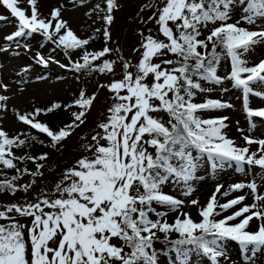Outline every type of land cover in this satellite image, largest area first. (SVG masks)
<instances>
[{
    "label": "snow or ice",
    "instance_id": "1",
    "mask_svg": "<svg viewBox=\"0 0 264 264\" xmlns=\"http://www.w3.org/2000/svg\"><path fill=\"white\" fill-rule=\"evenodd\" d=\"M27 2L31 6L30 16L18 6V0H0V5L18 21V30L7 36V40L39 32L66 51L82 49L89 43L88 39L77 37L67 22L60 19L59 9H53L51 19L45 20L39 17L37 0ZM236 2L162 0L157 12L149 19L155 18L159 32L166 40H158L151 35L145 37L141 58L134 66L136 71H128L132 66L124 63L123 78L101 86L113 94L114 102L107 110L106 120L98 125L102 132L92 136V143L82 145L84 151L91 152V156L81 157L73 167L64 171L55 185V198L42 193L36 203L14 204L6 211H0V219L9 221L0 224V264H156L155 252L148 250L158 238L157 232L164 233L166 237L171 232L178 233L180 238L173 241L175 245L195 246L210 257L212 264H218L217 258L225 255L220 244L223 240L238 242L245 259H250L249 252L251 257H255L264 249V205L260 203L264 201V195L258 194L255 182L230 185L222 193L228 196L232 191L248 187L254 202L221 219L216 217L245 200V196H238L219 203L217 193L223 185H217L207 204L199 207L198 214L202 217L199 222L188 213L180 212L173 223H168L163 219L167 213L152 207L155 202L170 211L180 210L183 201L163 193L161 186L172 176L186 184L193 179L198 165L192 149L206 154L214 169L235 162L238 167L247 164L264 170V139L243 137L246 145L259 146L252 152L247 146H238L223 133L222 129L227 126L224 123L226 117L202 118L198 115L202 111L231 105L213 99L193 102L196 91H210L202 87L200 80L221 83L224 79L217 74L216 65L221 55L217 48L223 49L230 58L231 71L227 78L242 89L245 106L250 94L264 97V92L255 91L252 87L254 84L264 85V60L248 66V61L242 58L254 45L264 42V30L249 31L239 27V21L229 23L230 6ZM239 3L243 5L245 0H239ZM106 5L103 19L110 24L113 19L111 13L117 4L115 0H106ZM243 11L248 13L243 18L249 24L254 23L255 16H264V0H247ZM6 19L0 15V21ZM209 24L213 25L209 34L200 39V29L207 28ZM104 35L109 37L107 29ZM111 51L108 47L99 52L84 51L83 63L72 62L73 67L77 71L87 68L102 73L112 72L113 61L105 60L95 67L92 64ZM168 53L177 59L153 63L155 57ZM36 60L47 66L48 61L39 53ZM150 76L152 79L148 82ZM3 87L6 90L7 86ZM7 99V96L0 95V101ZM94 100L95 94L88 97L82 91L72 105L66 106L75 105L80 111L73 113L71 124L58 131L36 119L41 109L27 115L18 114L17 118L32 129L45 133L55 145L84 123L83 118ZM4 107L0 104V108ZM59 107L60 104H53L46 111ZM161 112L167 113V121L153 115ZM248 115L264 118V109H248ZM24 144L25 140L10 138L0 128V165L14 169L17 168L14 163L17 159H47V154L38 158L16 157L11 149ZM42 167L37 164L38 170ZM23 171L28 172L27 169ZM30 174L35 176L38 172ZM16 179L13 177L0 182V190L14 193L17 186L13 181ZM30 187L31 184L24 185L23 190L27 192ZM191 191L189 187L185 195ZM191 204L199 205V201L192 200ZM13 211L19 216L32 217L31 224H21L15 216L7 214ZM149 213H155L159 218L150 219ZM238 218V222L231 223ZM253 219L259 223L255 231H249ZM114 238L122 241L123 246L112 243ZM125 247L129 251L126 252Z\"/></svg>",
    "mask_w": 264,
    "mask_h": 264
},
{
    "label": "rangeland",
    "instance_id": "2",
    "mask_svg": "<svg viewBox=\"0 0 264 264\" xmlns=\"http://www.w3.org/2000/svg\"><path fill=\"white\" fill-rule=\"evenodd\" d=\"M161 3L162 0H116L117 7L112 11V22L106 24L105 20L95 18L88 13L92 0H37L36 7L40 18L49 20L52 10L59 9L60 19L66 21L68 28L80 39L85 38L86 34L96 26H103V31L107 29L109 37L105 39L104 45L112 51L99 60L93 61L92 64L95 67L98 61L100 62L98 65L105 60L113 61V71L103 73L89 71L88 74L71 69L72 62L83 63L82 56L77 49L66 51L39 32L11 41L7 40V36L18 30V21L11 16L8 9L0 5V15L7 17L6 20L0 21V95L8 97L6 101H0V104L5 105L4 108H0V128L9 135L15 129L22 127V122L17 118L18 114H23L26 109L35 107V105L43 106L57 100L74 101L79 98L82 91L88 97L95 94V100L83 118L84 123L75 128L69 137L57 143V147L50 151L47 159L42 161L43 167L33 172H38V174L33 176L28 172V174L17 176V179L13 181L17 186L14 193L8 190L0 191V211H6L8 206L14 204L36 203L42 193H47L49 198H55L54 188L64 171L73 167L81 157L91 156V152L84 151L82 145L92 143V136L97 132H102L98 125L106 120L109 115L107 110L114 102L113 94L107 87L101 86H106L113 80H121L124 75V63L132 66L128 71H136L134 66L141 58L143 51L141 45L145 37L151 35L158 40H166L159 32L155 18L149 19L157 12ZM246 5L247 0L243 5L239 3V0L231 5V19L228 22L239 21L238 26L249 31L264 30V16H255L252 24L243 18L248 15L243 11ZM18 6L24 9L27 15H31V6L27 0H18ZM54 24L55 21H53ZM212 27V24H209L207 28L202 27L200 29L202 35L199 38L205 39ZM53 39L55 40L56 37L54 36ZM209 49H211V44H209ZM217 51L221 53L220 61L216 65L217 74L224 79L221 83L200 80L202 87L210 89V91H196L193 102L202 103L213 99L231 105V107L202 111L198 115L202 118L226 117L224 123L227 126L222 131L227 138L235 141L238 146H247L250 151L255 152L259 146L257 144L246 145L243 137L248 136L255 140L264 139V118L248 115V109H264V97L250 94L248 104L245 106L242 89L236 87L234 81L227 78L231 71L230 58L224 54L223 49L217 48ZM37 53L48 61L47 66L37 62ZM242 58L248 61V66H253L264 60V42L254 45ZM162 59L175 60L177 57L168 53L155 57L153 63H160ZM61 65L65 67H61ZM151 79V76L148 77V82H151ZM4 85L7 86L6 90ZM252 87L255 91L264 92V85L254 84ZM75 110L80 111L77 106ZM153 115L159 116L165 121L169 119L167 113L164 112ZM62 117V112H57L49 117V122L54 123ZM149 150L151 151V149ZM11 151L13 154L17 152L13 148ZM192 153L198 165L194 171L193 179L186 184L183 180L172 176L168 182L161 186L163 193L183 201L180 210L170 211L166 206L152 203V207L156 211L167 213L163 219L168 223H173L180 212L188 213L194 221L199 222L202 217L199 216L198 209L207 204L217 185H223L220 193H217V200L221 204L238 196H245V200L241 204L221 213L216 217L217 219L254 202L253 193L248 187L232 191L228 196L222 195L230 185L237 183L247 185L255 182L258 194L264 195V170L259 166L243 164L238 167L235 162H231L224 168L214 169L206 154L200 153L196 149H192ZM5 180L9 179L0 176V181ZM29 184L31 187L25 192L23 186ZM189 187L192 191L189 195H185ZM192 200H198L199 205L191 204ZM260 203L264 205V201H260ZM45 211H49V209L45 208ZM7 214L15 216L21 224H31L32 217L19 216L15 211ZM149 218L156 220L159 217L155 213H149ZM181 218L183 217L181 216ZM238 220L239 218L231 223L238 222ZM7 223H9L8 220L0 219V224ZM258 223L259 221L253 219L248 230L255 231ZM158 234L159 232H157L159 238ZM25 239H27L26 229ZM112 243L122 246V241L115 238ZM220 244L225 255L217 258L218 264H264V249L258 251L255 257H251L249 252L247 255L250 259H245V254L241 251L238 242L223 240ZM152 247H154L156 264H212L209 256L192 245L177 246L173 244L171 247H165L161 240H156ZM178 248L181 250L180 252H178ZM28 258L30 260V244Z\"/></svg>",
    "mask_w": 264,
    "mask_h": 264
},
{
    "label": "trees",
    "instance_id": "3",
    "mask_svg": "<svg viewBox=\"0 0 264 264\" xmlns=\"http://www.w3.org/2000/svg\"><path fill=\"white\" fill-rule=\"evenodd\" d=\"M116 2V0H115ZM97 5H99V8H97ZM107 11V5L106 0H92V5L90 8H88V13L92 14L95 18L104 20L103 17L105 16ZM112 15V13H111ZM104 27H96L92 28L88 34H86V37L84 39H88L89 43L85 45L82 49H77L80 55H83L84 51L87 52H99L105 48L104 41L106 39L104 35L103 29ZM76 50V49H75ZM210 50V49H209ZM102 58V57H101ZM98 63H100L98 61ZM97 63V65H98ZM75 71H77L74 67H72ZM83 72L82 74L88 73L89 69H81L79 70ZM75 101V100H74ZM53 104H60L61 107L54 109L51 112H47L46 110L51 107ZM73 101H55L53 103H49L46 106H37L26 109L23 114L27 115L29 113H34L36 109H41L42 111L40 114L36 117V119L46 125L49 126L50 129L53 131H58L59 129L63 128L65 125H68L73 122V113L77 112L76 106L73 105L72 107H66L68 105H72ZM62 112V119H58L56 122L51 123L49 122V117H52L55 113ZM10 138H16L19 137V139L25 140V144L20 147H13L17 149L16 154H14L16 157H35L38 158L43 154H47V157L49 156V153L52 149L57 147V144L53 145L51 142V138L48 137L45 133H40L36 129H32L29 125H24L20 128L15 129L12 133L8 135ZM43 160L39 159H24V160H14V163L16 164L17 168L14 169H8L5 168L3 165H0V176H2L5 179L11 180L13 177H17L20 175L33 173L37 169V164H41ZM19 169L20 171H17ZM27 169L28 172H24L23 170ZM2 182V181H0ZM4 191V190H0ZM159 238L154 239L161 240L162 245L165 247H171L173 245V241L179 239V234L176 232H171L165 236L164 233L159 232L158 234ZM153 241V242H154ZM123 246V244H122ZM126 248V247H125ZM154 250V247L149 249L148 251L152 253ZM126 252L129 251L128 248L125 250ZM165 251V249H164Z\"/></svg>",
    "mask_w": 264,
    "mask_h": 264
},
{
    "label": "bare ground",
    "instance_id": "4",
    "mask_svg": "<svg viewBox=\"0 0 264 264\" xmlns=\"http://www.w3.org/2000/svg\"><path fill=\"white\" fill-rule=\"evenodd\" d=\"M261 105V104H260ZM258 134V133H257Z\"/></svg>",
    "mask_w": 264,
    "mask_h": 264
}]
</instances>
